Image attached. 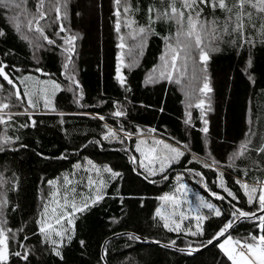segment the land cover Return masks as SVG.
<instances>
[{
  "label": "trees",
  "instance_id": "16d2710c",
  "mask_svg": "<svg viewBox=\"0 0 264 264\" xmlns=\"http://www.w3.org/2000/svg\"><path fill=\"white\" fill-rule=\"evenodd\" d=\"M233 2L229 0V4ZM54 3L44 0L46 16L39 21L53 44L40 33L27 31L24 25L30 16L20 17L21 30L17 31L13 22L17 11L0 6V31L4 33L0 36V65L21 90L17 100L15 88L0 76V102L9 103L8 109L13 110L11 119L5 118L0 124V140L11 138V143L0 144V177L4 181L0 183V198L8 202L0 211V219L12 229L10 252L30 250L27 261L10 255L8 264H105L103 245L120 233L126 235L106 244L109 264H231L219 243L211 247L202 243L233 219V206L256 210L257 204L248 202L242 184L264 182V152L256 151L264 144V38L259 32L260 19L254 16L256 28L246 30L253 44L241 43L235 34H225L212 43L215 50L209 53L206 64L189 80L186 78L185 94L184 86L176 82L183 70L181 59L176 61L173 78L152 77L168 53L167 46L175 43L178 26L170 20L151 22L148 9L162 10L167 0H128L130 11L121 9L120 17L115 15V0H62L66 7H61L60 19L56 18ZM24 7L35 16L38 0H27ZM201 7L202 19L223 20L219 9L213 13ZM61 24L65 31L59 30ZM149 24L152 30L143 39L139 35L132 38L139 27ZM73 35L77 39L69 63L66 49L70 45L65 39ZM139 40L141 47L130 51ZM197 54L192 53L194 58ZM167 57L172 60V56ZM119 76L124 77V84ZM25 77L30 79L21 83ZM205 79L211 88L206 95L201 91ZM53 82L59 90L46 96L43 88ZM26 93L37 102L35 108L28 107ZM202 98L207 101L204 110L191 106L193 100ZM45 99L50 101L48 107H44ZM117 110L125 115L115 116ZM250 128L255 134L248 150L233 159ZM110 129L116 137L104 139ZM141 133L157 135L184 155L163 172L149 176L136 151ZM132 157H136L135 162ZM205 163L211 166L205 167ZM105 167L120 176L113 178ZM89 179L95 183L90 185ZM181 183L202 192L222 212L219 217L207 213L202 236L169 231L163 227L164 220L155 215L162 204L160 198L174 194ZM98 191L103 199L92 204L91 198ZM57 192L60 195L53 198ZM259 194L258 189L254 195ZM85 201L88 208L73 211V203L82 206ZM62 213L65 218L56 225L55 218ZM41 218L46 222L51 219L57 230L68 229L60 256L51 244L43 242L38 231ZM258 223L245 220L230 235L236 239L258 235ZM132 234L139 239H131ZM13 235L15 239H11ZM189 244L199 250L189 254L171 249L188 251Z\"/></svg>",
  "mask_w": 264,
  "mask_h": 264
},
{
  "label": "snow or ice",
  "instance_id": "6c2138e0",
  "mask_svg": "<svg viewBox=\"0 0 264 264\" xmlns=\"http://www.w3.org/2000/svg\"><path fill=\"white\" fill-rule=\"evenodd\" d=\"M27 0H0V6H3L8 9H15L17 11V14L13 16V22L16 25V30H21V24H20V17L21 16H30V18L27 19L26 24L24 27L27 29V31H35L40 33V35L45 39L49 44L55 43L54 40L49 39L46 35H44V30L42 27L39 26V21L42 19H45L46 13L43 11V5L44 0H38V7H37V13L35 16H31V14L28 13L27 9L24 7L26 5ZM177 4H179V7H177ZM116 10L115 15L117 17L121 16V9L124 13H128L130 11V6L128 5V0H115ZM66 7V3L62 4V0H55V3L53 4L54 10L57 13V19H60V13H61V7ZM208 7L211 12L215 13L217 9H219L223 14L224 18L223 20L219 19H202V12L203 7ZM149 20L151 22H155L158 20H170L174 21L176 23L177 32H176V45H169V48L172 55V63L171 67L172 70H176V61L178 58H180L181 52H183V61H182V69L185 71L188 67V62L193 59L192 53L197 52L198 53V61H194L193 63V71L195 72L196 63H199L201 65L206 64L207 60L209 59V53L211 51H214L210 45L214 43L217 40H220L223 38L225 34L229 36L236 35L237 39L241 41V43H247V44H253L254 41L249 39L246 36V30L248 28H256V24L252 23V19L254 16L258 17L261 21L259 32L262 38H264V0H234L233 3L229 4V0H167V7L163 8L162 10L160 8H149ZM153 13L155 14L153 16ZM67 12L64 13V17L66 18ZM134 23V22H133ZM33 24H35V28H33ZM129 28H131V24L127 25ZM120 21L117 20L116 23V31H120ZM60 31H65V28L63 24L60 25ZM151 24H149L148 27H139L136 34L132 36L133 39L136 38V35H139L141 39H143L144 35L147 32H150ZM4 35L2 31H0V36ZM27 38V37H25ZM77 39L76 36H69L65 39V43L70 45L66 49L68 52V62L71 63V53L74 50V41ZM235 42V41H233ZM121 48L124 47V44L121 43ZM68 68V64H65V69ZM39 71V70H38ZM161 75H164L161 73ZM0 76L3 77L4 80L7 81L9 85H11L13 88H15V97L17 100L21 99V90L16 85L15 81L5 72V66L0 65ZM169 78H171L169 76ZM29 77H25L24 80L21 81V83H25L27 80H29ZM118 79L120 80L121 84H124V77L119 76ZM179 83V79L176 81ZM53 86L55 88H59L58 84H55L53 82ZM0 88H2V85H0ZM201 91H207L210 92L211 88L209 87V84L207 83V80L205 79V82L203 84V88ZM27 95V104L30 108H35L37 106V102H35L31 95ZM50 101L45 99L44 107L49 106ZM203 104V101H201V105ZM201 105H197V107H200ZM9 103H3L0 102V124L5 123V113H3V109L9 108ZM25 112H27V109H25ZM8 115V119H11V115ZM115 116L120 117L125 115V113L122 110H117L114 113ZM100 119H103V117H99ZM33 126L35 125V121L32 122ZM251 124L252 122L249 121ZM205 124H207V121H205ZM154 131V130H153ZM203 131L207 132V127L203 129ZM255 133L250 128L249 134L245 140V142L240 146V148L233 154V159L238 158L239 156L243 155L248 150V145L251 143V135H254ZM130 135V134H129ZM110 137H116V133L109 130L108 134L105 135L104 139H109ZM123 141H121L122 143ZM11 143V138L5 137L3 140H0V144L7 145ZM141 144L147 143L145 140L140 141ZM155 145H163V149L167 150L171 155L168 156H161L156 148ZM2 150V149H0ZM137 152H141L142 155L144 153L142 152L139 145H137L136 148ZM151 153L154 155L152 156V160H159L160 161V167L159 171L163 172L165 170V163H168V166L171 165L172 162H179V157L184 155V152L181 151L177 147H172L171 145L165 143L164 141H155L153 147L150 149ZM257 152H264V144L259 146L256 149ZM148 158V157H145ZM133 162L136 161V157H132ZM89 164L92 162L89 161ZM151 163V160H150ZM215 163V162H214ZM205 167H210L211 165L205 163ZM79 167V165H77ZM141 167L145 169V171L148 173L149 176L156 175L157 170L149 167L148 165L144 164L143 161H141ZM97 172L100 171V169H96ZM105 172L111 173L112 177H118L120 176L119 172L113 171L111 168L105 167ZM148 177L146 176L145 179ZM164 179H167L165 176ZM181 177H177V180H180ZM3 178L0 177V183H3ZM66 183H71L67 178H65ZM50 184H55V181H50ZM95 183L91 179H89V184ZM101 185L104 184V181L101 180L99 182ZM237 183H241L240 181H237ZM186 186L181 184L180 188L177 189V192L180 191V189L185 188ZM242 187L245 189L246 194L248 195V202L250 204L255 203L257 204V209L253 210L251 212L244 211L239 208H235L233 206V211L231 212V216L233 219H230L222 229L219 230L218 233H215L212 238L207 240V242L202 243L203 247H207L209 244H213L214 241H219L220 237H224L225 233L229 231V229L233 228V225L236 220L240 218H246V219H254L258 220L259 223L256 225V227L259 230L258 235L249 234L247 237H243L241 239L234 240L231 235H228L226 239L219 243V248L223 250V252L226 254L227 258L232 261V264H264V182L258 181L256 185L250 186L247 183H243ZM259 189L260 194L259 196H255L254 194ZM227 191V189H225ZM229 196H232L233 199H236L233 193L230 191L228 192ZM60 195L59 192L54 194V197ZM213 195H216L213 193ZM218 199H223V197H217ZM65 200H67V197H64ZM103 199V194L99 191L97 194L91 198V203L95 204L98 203L100 200ZM161 200L165 202H173V206L179 204L178 197L176 195H165L160 198ZM200 199V206L197 207L195 210L197 212V215L195 216L196 225L195 230L193 231L191 228L183 229L182 228V221L186 219L187 217L183 212L178 213L180 222H177L176 219H173L174 216L177 215L175 211H172L169 215H165L161 211H157L155 213L156 217H159L164 220L163 227L168 229L169 231L180 233L185 232V234L191 235V236H202L204 234L203 230V224L202 221L207 219L208 217L202 216L199 214V208L204 207L210 210V214H214L215 216L219 217L222 215L221 210L216 207L212 203L205 202L202 198ZM57 204L59 201H55ZM7 200L0 198V211H2L7 206ZM90 205L87 201L83 203L82 206H77L75 203L71 205L73 211H80L83 212L86 208H88ZM53 212L56 211V209H52ZM191 211V209H190ZM257 212L261 213L260 215L257 214ZM48 213V207L47 205L44 206L43 215L46 217ZM73 213H67L68 216H71ZM65 218V214L62 213L61 215L57 216L55 218V224L60 225L62 221ZM39 233L44 237L43 242L46 244H51L53 248L56 250L55 254L57 256H60L61 253L59 251V248L63 245L65 234L68 232V229L63 230H57L52 223L46 222L44 218H41L39 221ZM69 224H72L73 221L71 219L68 220ZM9 233H12V229L6 228L4 226V221H0V264H8L10 255L20 257L23 260L27 261L29 258L30 250H26L24 253H21L19 251L10 252L9 248ZM28 237L25 236L24 239H27ZM58 238V239H57ZM71 235L67 236L68 240H71ZM131 239L136 240L139 239V237L132 234L130 236ZM11 239H15V235L11 237ZM156 243H159V241H156ZM175 241H171V244L175 246ZM21 247L23 245L21 244ZM199 249H193L191 244L188 246L189 254H191L192 251H198Z\"/></svg>",
  "mask_w": 264,
  "mask_h": 264
},
{
  "label": "rangeland",
  "instance_id": "374dc122",
  "mask_svg": "<svg viewBox=\"0 0 264 264\" xmlns=\"http://www.w3.org/2000/svg\"><path fill=\"white\" fill-rule=\"evenodd\" d=\"M169 45L175 46L176 45V39H175V43L174 44L170 43ZM169 45L167 46V49H168L167 55L164 56L163 61L161 62L159 67L154 71V73L152 75V77L154 79L160 80L162 78H166V77H169V76L171 78L174 77L173 76V70L170 67V65L172 63V60L167 57L168 55H170V56L173 55V53H171ZM140 47H141V40L137 41L135 43V45L133 47H129V49H130V51L134 52ZM192 57H193V55H192ZM122 58H123L122 61L126 62L125 58L124 57H122ZM179 59H181L183 61V57L181 56V54H180V58ZM194 61H198V54H197L196 58L193 57V59L188 62L187 70L185 71L183 69L181 71L180 83H181V85L184 86L185 94L186 93L188 94V91H187L188 87L186 86V84H188L187 80H189L188 78L190 76L192 77L194 75V71H193V63H194ZM200 67H201V64L196 63V68H195L196 74H197V71H198V69ZM161 73H163L164 75H161ZM183 74L185 76V79L183 78ZM186 78H187V80H186ZM48 86H49V84H48ZM58 90H59V88H55L53 86V84H51L49 87L46 86L45 90L43 88V91L45 92L46 96L49 95L48 93H53L54 94V93L58 92ZM203 94L206 95L207 91H203ZM185 97H186V99H190L188 97V95L185 96ZM201 101H203L202 105H201ZM206 104H207L206 99L202 98V99L193 100L192 103H191V106H193V105L194 106L201 105L199 108L204 110ZM12 111L13 110H11V109L9 110L8 108L7 109H3V113L6 114L5 118H8L7 114L11 115L13 113ZM141 140H145V141H147V143L141 144L140 143ZM160 140L164 141L163 139L159 138L157 135L149 134V133H146V134L141 133L139 135L138 139H137L138 145L140 146L142 152L144 153V155H142L141 152H139V154H140V165H141V161H143L144 164L148 165L149 167H152V168L156 169L157 173L159 172L160 161L151 159L154 154L151 153L150 149L153 147L155 141H160ZM164 142L167 143L166 141H164ZM167 144H169V143H167ZM169 145H171L172 147H176V146H174L172 144H169ZM155 146H156V148H157V150H158V152H159V154L161 156L171 155V153H169L167 150L163 149V145H155ZM145 157H148V158H145ZM150 160H151V163H150ZM172 163H174V162H172ZM164 167L165 168L169 167L167 162L165 163ZM181 184L185 185L186 187L180 189L179 192H177V190H176L174 194H171V195H176L178 197V200L180 201L179 204L174 207L173 206V202H171V201L165 202V201L162 200V204L159 207V211H161L165 215H169L172 211H175L177 213V215L174 216L173 219H176L177 222H180L178 213L183 212L187 218L182 221V228L183 229L191 228L194 231L195 230V225L197 223L196 220H195V216L197 215V212L195 210L197 209V207L200 206V199L199 198H202L207 203H212L214 205H215V203L211 199L207 198L202 192L197 191L196 189H192V187L190 185H188L186 183H181ZM180 185H179L178 188H180ZM190 209H191V211H190ZM208 212H210V210L207 209V208H204V207H200L199 208V214H201L202 216L206 217ZM49 218H51V216H49ZM0 221H1V219H0ZM204 222H205V220L202 221V224H204ZM48 223H51V219H48ZM232 238L234 240H237L233 236H232ZM223 241H221L220 243H222ZM231 264H232V261H231Z\"/></svg>",
  "mask_w": 264,
  "mask_h": 264
},
{
  "label": "water",
  "instance_id": "95a60500",
  "mask_svg": "<svg viewBox=\"0 0 264 264\" xmlns=\"http://www.w3.org/2000/svg\"><path fill=\"white\" fill-rule=\"evenodd\" d=\"M257 214L260 215L261 213H257ZM245 220H249V219H246V218H240V219H238V220L234 223L233 228L229 229V231H228L227 233H225V236H224V237H220L219 241H214L213 244H209L208 247H211V246L216 245V244L220 243L221 241H223L228 235H230V233L233 231V229H234L235 227H237L241 222H243V221H245ZM125 235H126V233H120V234H117V235L111 236L108 240H106V242L104 243L103 248H102V259H103V262H104L105 264H109V263L107 262L106 257H105V247H106V244H107L108 242L114 240V239L117 238V237H122V236H125ZM171 249H173V250H175V251H177V252H181V253H189V251L184 250V249H176V248H171Z\"/></svg>",
  "mask_w": 264,
  "mask_h": 264
}]
</instances>
